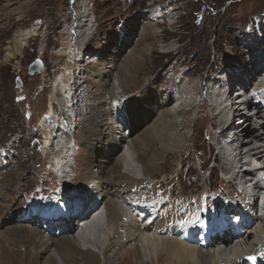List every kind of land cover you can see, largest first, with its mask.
Wrapping results in <instances>:
<instances>
[{
  "label": "rangeland",
  "instance_id": "1",
  "mask_svg": "<svg viewBox=\"0 0 264 264\" xmlns=\"http://www.w3.org/2000/svg\"><path fill=\"white\" fill-rule=\"evenodd\" d=\"M79 11L87 15V21L81 24L85 34L84 44H81L85 47V63L97 62L95 50L104 34L114 35L108 38L106 51L110 50L109 53L112 54L113 49H119L117 52L122 58L137 46L139 50H147L149 45L154 48L153 55L146 61L147 67L138 74L135 84L128 92L130 98L123 105L130 114L133 105L140 102L144 93L148 91H151L152 99L156 97L157 91L158 94L160 93L159 97L163 103L160 108L162 112L168 108L178 109L184 101L182 90L188 92L197 88L194 94L195 108L187 115L189 123H193L192 129L181 126L182 132H186L192 139L191 147L180 156L171 155L162 161L155 178L151 181L153 185L146 188L142 186L139 189L140 192H146L148 195V199L140 204L145 205L142 207L143 210L147 206L155 207L158 204V213L160 216L166 215L172 226L193 220L195 227L201 233L205 229L222 233L220 232L222 228H216V224L225 223L223 228L226 229L232 226L233 221L227 212L220 211V208L215 211L214 208L219 204L235 207V201L240 198L236 194L234 183L231 185L228 180L222 178V172L225 171L223 163L226 160L218 155L219 142L214 139V134H218L219 132L216 131L220 130H214L212 123L205 119L199 120L198 125H200L195 131L194 124L198 121L197 114L202 109L205 108L204 115L212 114L206 96L207 85H210L206 80L209 75L215 77L217 74V77H220L217 71L224 67L223 71L234 74L232 76L235 81L234 91L239 89L237 84L242 85V81L247 80L246 73H243L242 81L239 80L238 83L237 80L240 78L238 73L242 72L244 66L247 67L250 55L256 57V53L250 49L249 42L257 40L251 45L259 51L264 49V0H0V162L3 164L0 167V195L10 206L8 212L11 214L10 220L4 225L20 224L21 219L16 218L20 210L36 207L39 212L44 213V222L32 224L25 219L22 221L29 224L21 223V225L31 227L35 225L36 229L43 230L51 237H58L55 231L65 232V222L67 224L69 222L65 217H61L53 223L50 215L54 205L61 202L66 209L77 213L81 206L87 207L86 203L79 204L78 198H83L85 195L89 198L88 192L94 193V190L88 189L86 186L88 184L82 181V173H79L78 180L73 183L75 187L73 186L69 192L68 188L63 190L57 184L54 176L46 169L49 162H52L50 157L52 151L48 143H43V137L46 135L42 127L46 130L47 126H41V119L50 108L49 91L61 84L60 78L66 74L65 66L73 57V50L65 59L58 55L66 49L65 44L70 43L69 32L74 34L75 30L71 28L76 27L73 26L76 24L72 23V15ZM164 12H167L170 18L164 14L163 20ZM154 25H158L157 28ZM68 28L71 30L67 31ZM143 30L146 31L144 35L141 33ZM23 35L27 36L25 49L22 54L15 55L16 37ZM110 40H113L112 45L109 43ZM109 53H106V56ZM37 60L41 61L44 69L39 74L30 75V67ZM225 75L222 78H225ZM17 79L22 83L21 88L16 87ZM259 82L263 85L264 79ZM113 84L117 100L106 99V102L114 104L116 113L122 115L119 108L121 96L118 95V83L114 81ZM201 86L204 91L200 89ZM66 92L61 90L63 103L67 97ZM84 95L82 100L85 103L87 96ZM260 100L264 104V100L261 98ZM202 103L204 106L207 104V107ZM57 104L59 103L54 102L56 107L53 109L60 113L61 106ZM65 105V108L71 107L68 103ZM69 111L71 112L70 109L67 112L70 113ZM140 113L143 121L146 112L140 111ZM119 119L127 125L122 118ZM57 120L59 123L53 125L55 129L60 128L57 127L61 123L60 119ZM238 125L237 123L235 128ZM60 126L62 127V123ZM232 128L234 129V126ZM128 130L129 128H126L125 132L117 137L118 142L121 143L118 152L125 155L128 146L124 145L121 139L122 135L129 136ZM78 132L76 139L79 144L84 132L81 128ZM54 138L56 139V136ZM58 141L57 139L55 144L62 147L63 145ZM257 144L255 142L253 147ZM236 145L233 146L235 149ZM79 149L81 150L79 165L82 171L84 169L81 161L86 155L88 156V153L84 152L81 145ZM132 159L129 162L137 166ZM262 163L264 164V159ZM15 173H19V178H12ZM70 193L76 196L73 198ZM133 197L129 201L137 202ZM90 201L88 206L93 209L89 216L99 207L92 203V199ZM222 210L225 211V207ZM146 213L150 214V211L146 210ZM255 213L264 222L262 211L258 209ZM34 219L38 221L37 216ZM81 220L83 219L70 224L72 227L70 230L75 235L77 234L75 228ZM199 240L201 241L202 237ZM249 241L253 242L254 238L251 236ZM231 246L228 247L229 250H238L239 246ZM133 248L135 249L134 246ZM259 249L255 261H251L250 264H263L264 247ZM221 252L223 253L221 256L229 255L226 254V249ZM25 253V248L14 245L13 264H21L22 255ZM138 254V250L130 252L126 261L121 264H141L137 261ZM97 264L106 263L102 257H98Z\"/></svg>",
  "mask_w": 264,
  "mask_h": 264
},
{
  "label": "bare ground",
  "instance_id": "2",
  "mask_svg": "<svg viewBox=\"0 0 264 264\" xmlns=\"http://www.w3.org/2000/svg\"><path fill=\"white\" fill-rule=\"evenodd\" d=\"M164 14L169 17V14L164 12L163 16L161 15L163 20ZM86 18L87 15L80 11L72 15V23H75L76 25L73 26L76 27L71 29H74L75 32L74 34L69 32L70 38L68 40L70 43L65 44L67 46L66 51L64 50L58 56L65 59L67 54L71 55L73 52V57L71 56V61L67 62L65 66L66 74L61 76V84H56L58 86L49 91L50 108L44 115L45 118L48 117L47 125L43 121L41 126H47L46 130L42 127L43 133L46 135L44 143L51 146L52 155L55 153L51 157L53 170L57 171L60 168L63 170L69 160H75L77 175L82 173V181L90 184L94 193L103 198L105 210L101 211L96 221L86 223L83 227L80 223L84 222L85 219L80 221L75 228L76 232L79 228L82 229L79 232L80 235L73 234L70 230L71 225L65 222V232L56 230L55 234H58V237H51L43 230L36 229L35 225L33 227L26 226L29 223L22 221L27 219L32 224L44 222V213L39 212L36 207L21 209L16 217L21 219L19 220L20 224L17 223L13 226L7 224L8 226H5V222L10 220L11 216L8 212L10 206L0 195V264H13L15 258L13 254L14 245L26 249V253L22 255L21 264H97L98 257H102L106 264H121L134 250H138L137 261H140L141 264H250L251 261H255L248 260V257H256L258 249L264 247V222L255 213L258 206L251 208L252 211L254 210L253 213L248 209L251 199L257 205L260 201L264 202V164L262 163L264 159V104L260 100V98L264 100V84L259 82L254 85L255 82L259 81V76L262 77L260 80L264 79V70L259 67L257 59L249 56L248 68L244 66L242 72L238 73L240 80L244 76L243 73H246L247 80L242 81L243 87L241 89L233 90L227 98L223 97V90L228 87V84L226 78L222 77L229 71H223L224 67L218 68L219 71L215 68L220 77L215 78L213 75H209L206 79L210 84H206L208 86V90H206L207 104L210 105L212 114L210 116L204 115L205 108L199 111L197 114L199 116L198 121L194 124V131L198 129L200 119L212 123L214 130H220L219 135L214 134V139L219 142L218 155L226 160L223 163L224 172L232 169L237 170L234 177L235 180H239V186L242 190H238L240 187L236 183L234 184L236 194L240 198V200L235 201V207L219 204L214 208L215 211L220 208V211L227 212L233 221L232 226L221 229L220 232L222 233L220 234L214 233L211 229L209 231L205 229L201 233L195 227L193 220H188L182 225L172 226L166 215L160 216L158 213V204L155 207L147 206L145 209L150 211V214H147L146 210L142 208L145 205L141 204L142 201L148 199V195L146 192L139 191L142 186L146 188L152 184L151 181L155 178L162 161L171 155L180 156L191 147L192 139L186 132H182L181 126L185 129H192L193 123H189L187 115L195 108L194 94L197 88L190 89L188 92L182 90L184 101L178 106V109L168 108L162 112L160 108L163 103L159 97L160 93L158 94L157 91L156 97L152 99V93L148 91L146 94L144 93V96L142 95L143 97L141 96L140 102L133 105L130 114L123 105L130 98L128 92L135 84L138 74L144 70V67H147L146 61L148 57L151 58L153 55L154 48L149 45V49L139 50V46H137L126 57L122 58L117 52L119 49H113L112 54L109 53L110 50L106 51L108 38L114 37V35L112 33L104 34L95 50L96 58L98 57L97 62L85 63V47L81 45L84 44L85 34H83V25L81 24L87 21ZM156 26L158 25H154V27ZM150 27L152 28V26ZM71 29L68 28L67 31ZM149 31L151 32V30ZM144 32L146 31H141L143 35ZM26 40L27 36L25 35L16 37L15 55L16 53L22 54ZM72 41L80 42L73 43ZM255 41L257 40H252L248 44L251 46V51L257 53L259 49L251 45ZM109 43L112 45L113 40H110ZM77 52L79 53L77 54ZM106 53L109 55L106 56ZM261 56L263 55L259 54L258 57ZM231 71L233 72V70ZM114 81L118 83V95L121 96L119 108L122 115L116 113L114 104L111 105V102H109L110 104L106 102V99L117 100ZM60 86L62 87L60 88ZM202 86L201 90H203ZM60 89L67 91L66 101L71 106L67 109H70L74 116L66 114L63 110L64 103ZM85 93L88 95H84ZM83 95L87 96L85 103L82 100ZM229 101L231 104H228ZM54 102L60 104V113L53 109L56 107ZM207 104L206 106L203 104V106L207 107ZM83 109H85V113ZM140 111L146 112L144 114L146 118L143 121ZM229 111L240 114L230 124H226L225 118ZM245 112L254 113L255 116L253 118L248 117ZM74 117L79 119L77 126L80 125L81 131L84 132L79 144L76 134L70 140L67 133L72 126V121H77V118ZM119 118H122L127 125L120 122ZM57 119H60L62 123V127L60 126L61 123L57 125L60 127L59 129L53 128V125L59 123ZM236 121L239 125L235 128ZM126 127L132 132L128 130L130 132L128 137L122 135L121 141L128 146L125 155L118 152L121 143L118 142L117 137L122 134L121 130L123 128L125 130ZM229 129H231L232 136L229 139L230 142L227 143L225 138ZM60 138L62 141L65 140L63 142L66 143V146L62 144L63 146L59 147L55 144ZM73 140L77 142L78 148L81 145L84 152L88 153V156L85 154L84 160L81 161L84 169L82 171H80L79 165L81 150L76 153L75 149L69 146ZM255 142L258 144L253 147ZM239 143H242L241 148L235 149L233 146ZM226 150L228 152H225ZM251 155L260 156L261 165L249 171L248 174L242 173L240 175V169L245 166L242 163L243 157L246 156L250 159ZM132 158L137 166L130 163ZM255 161L259 163L258 159ZM2 165L0 162V167ZM16 173L13 174V179L19 178V173ZM251 180H254L252 186H250ZM228 182L231 185L234 183ZM70 194L74 198L75 195ZM87 196L92 197L93 193H89ZM131 197L137 199V202L131 203L129 201ZM85 200L86 205H88L90 199L86 196L81 200V203L85 205ZM224 207L225 211L222 210ZM67 209L61 202L54 205L50 215L53 223L54 220L58 221V218L68 216L69 210ZM97 211L98 209L94 212ZM85 212L88 215L90 210L88 212V209L85 208ZM36 216L37 222L34 219ZM21 223L26 225L23 226ZM236 230L242 234L238 244L234 242L233 236ZM249 235L254 238L253 242L249 241ZM200 237H202L201 241L199 240ZM230 245H232L231 247L239 246L238 250H229ZM220 246H222V250L226 249L227 253H225L229 255L221 256Z\"/></svg>",
  "mask_w": 264,
  "mask_h": 264
},
{
  "label": "water",
  "instance_id": "3",
  "mask_svg": "<svg viewBox=\"0 0 264 264\" xmlns=\"http://www.w3.org/2000/svg\"><path fill=\"white\" fill-rule=\"evenodd\" d=\"M41 70H42V64H41L40 62H36V63L31 67L30 74H31V75L37 74V73H39ZM17 85H18V87H21V82H20V80H17Z\"/></svg>",
  "mask_w": 264,
  "mask_h": 264
},
{
  "label": "snow or ice",
  "instance_id": "4",
  "mask_svg": "<svg viewBox=\"0 0 264 264\" xmlns=\"http://www.w3.org/2000/svg\"><path fill=\"white\" fill-rule=\"evenodd\" d=\"M262 255H264V254H262ZM249 259H251V260H255L256 259V257H249Z\"/></svg>",
  "mask_w": 264,
  "mask_h": 264
}]
</instances>
